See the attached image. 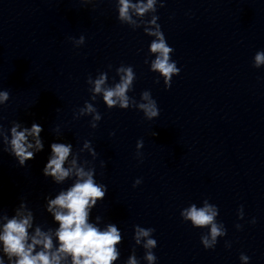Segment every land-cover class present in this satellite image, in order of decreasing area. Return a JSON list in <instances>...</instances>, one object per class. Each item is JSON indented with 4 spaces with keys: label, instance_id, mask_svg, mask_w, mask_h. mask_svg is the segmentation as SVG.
<instances>
[{
    "label": "clouds",
    "instance_id": "clouds-1",
    "mask_svg": "<svg viewBox=\"0 0 264 264\" xmlns=\"http://www.w3.org/2000/svg\"><path fill=\"white\" fill-rule=\"evenodd\" d=\"M156 0H147L143 3L139 0L132 3L131 0H119V16L118 19L135 24L132 19L130 10L135 12L137 16L143 17L145 13L152 11L157 12L155 7ZM165 3H161L164 7ZM158 16L152 18L151 23L155 24ZM144 31L149 36H154L150 43V52L156 54L155 59L151 62V71L159 72L164 78L166 88H170L172 77L178 75L180 69L176 62L171 59L170 54L174 49L170 47L161 31V26L156 25V29L145 28ZM84 36L79 40H73L79 45L84 42ZM264 65V51H258L255 54V62L253 67L260 68ZM117 73H123L120 76V82L114 87L105 88L106 75H101L98 79L89 83L94 84L92 91L94 93H103V100L111 108L119 104L120 108L127 109L129 107V97L126 93L130 90L135 73L131 66L117 69ZM159 82V81H157ZM8 91H0V105L5 104L9 100ZM142 99L147 103H140L138 107L143 111L145 117L152 119L159 116L157 102L150 98L148 91L142 93ZM135 103V102H133ZM81 113H95L93 120H100L101 116L98 111L91 105L86 103L85 108L80 110ZM96 128V124H91ZM21 125L14 122L11 129V138L4 133L3 125L0 124V135L3 136L4 144L8 147L3 151L8 152L18 161L20 166H25L26 162L35 158L36 153L43 151L44 143L41 138L43 127L37 123L32 126L25 127L22 130ZM114 134V133H113ZM29 137L33 142L29 141ZM91 143L86 141L85 148L96 156V152L90 147ZM71 143L53 142L50 145L51 154L43 168V175L51 178L55 183H62L66 178L74 175L76 177L74 184L65 191H60L55 198L44 197L46 201L45 210L51 214L54 222L58 227L53 232L52 229L43 231L39 225L33 229L34 214L28 207L26 201H22L18 208L14 209L15 214L9 218L7 214H3V207L0 206V220L6 221L0 225V245H2V254H0V264H62L69 257L71 264H112L120 256L117 244L122 242L120 230L114 224H109L105 230H101L96 224L89 222L90 211L97 205L98 201L105 199L107 194V186L98 183L95 176V168L85 169L78 166L77 159L73 157L69 161L72 153ZM137 157L141 156L139 149L143 147V141H137ZM31 149V150H30ZM68 164L66 167L65 165ZM105 164L102 161L101 167ZM141 183L137 179L133 187ZM242 207L238 210L239 219H243ZM184 221H190L194 228H209L207 234L201 236V243L205 249H214L217 244L218 237L226 235V229L223 223L216 220L219 215V209L216 205L209 203L207 199L203 201L202 207L196 204L183 209L180 213ZM100 217H97L99 220ZM255 223V219L252 220ZM237 229L241 225H236ZM155 231L153 228H141L136 226L135 242L139 244L141 238H148L144 244L146 252L145 258L149 264H153L157 260L151 249L157 247V241L149 238ZM53 236L58 242L54 245ZM227 247L230 244L226 243ZM249 257L243 253L240 260L244 264H248ZM127 264H138L136 257H129Z\"/></svg>",
    "mask_w": 264,
    "mask_h": 264
}]
</instances>
